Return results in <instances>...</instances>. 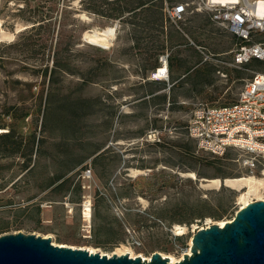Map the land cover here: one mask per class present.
<instances>
[{
	"label": "rangeland",
	"instance_id": "rangeland-1",
	"mask_svg": "<svg viewBox=\"0 0 264 264\" xmlns=\"http://www.w3.org/2000/svg\"><path fill=\"white\" fill-rule=\"evenodd\" d=\"M141 1L0 0V235L179 257L240 208L237 189L208 179H264L238 150L205 151L187 131L197 103L234 102L264 61L231 65L237 38L206 10L171 20L176 0H161L159 34L154 0ZM162 52L168 79L152 75Z\"/></svg>",
	"mask_w": 264,
	"mask_h": 264
},
{
	"label": "built area",
	"instance_id": "built-area-1",
	"mask_svg": "<svg viewBox=\"0 0 264 264\" xmlns=\"http://www.w3.org/2000/svg\"><path fill=\"white\" fill-rule=\"evenodd\" d=\"M165 10L173 21L191 10L208 11L237 38L231 65L242 66L253 59L264 61V0H176ZM152 75L169 78L168 53L159 55V66ZM187 131L199 148L220 155L234 148L245 167L253 174L260 170L264 175V69L254 71L234 102L197 103ZM81 176L90 178L91 168H85ZM135 242L140 243L137 239Z\"/></svg>",
	"mask_w": 264,
	"mask_h": 264
},
{
	"label": "water",
	"instance_id": "water-1",
	"mask_svg": "<svg viewBox=\"0 0 264 264\" xmlns=\"http://www.w3.org/2000/svg\"><path fill=\"white\" fill-rule=\"evenodd\" d=\"M192 253L172 262L160 251L150 259L128 252L109 256L54 243L49 236L8 232L0 235V264H264V198L251 200L221 225L213 222L192 236Z\"/></svg>",
	"mask_w": 264,
	"mask_h": 264
},
{
	"label": "bare ground",
	"instance_id": "bare-ground-1",
	"mask_svg": "<svg viewBox=\"0 0 264 264\" xmlns=\"http://www.w3.org/2000/svg\"><path fill=\"white\" fill-rule=\"evenodd\" d=\"M1 37H6L9 35L8 32L4 31L3 29L1 30ZM11 36V35H10ZM112 38V35L111 37ZM167 79V78H164ZM138 170H135V173H138ZM191 175H194L193 172H191ZM209 186H213V187H220L222 185H227L230 187H233L235 189H237L240 194H239V199L241 202L240 207L246 205L248 202H250L251 200H253V198H264V179L261 180L260 178H256L254 177V175H240V176H234V177H226L224 179H220V178H212V179H208V183ZM81 205L83 206L82 208V214L84 217L85 221H90L91 217H92V200L91 198H87L85 197V200L83 203H81ZM229 220V219H224V220H220L219 223L221 225L225 224V222ZM176 231L177 233H183L184 232V228L181 225H176ZM55 242V241H54ZM57 243V242H55ZM60 245H68L65 243H58ZM190 245H192V238L190 240ZM72 247H75L74 245H70ZM88 251L90 252H97L95 249L88 247L87 248ZM128 252V254L132 257H136V256H142L144 259H150L151 256H144V255H139L137 254L135 251H133V249L131 247H128L127 245H123L121 249H119L118 251H115V254H124ZM105 252H102L101 254H104ZM114 253H106L109 256L113 255ZM184 253H189L191 254V248H188L187 251H185ZM184 253L179 256L176 257L174 255H168L165 254L163 252H161V254L165 257H168L170 261L172 262H176L179 261L183 258Z\"/></svg>",
	"mask_w": 264,
	"mask_h": 264
},
{
	"label": "trees",
	"instance_id": "trees-1",
	"mask_svg": "<svg viewBox=\"0 0 264 264\" xmlns=\"http://www.w3.org/2000/svg\"><path fill=\"white\" fill-rule=\"evenodd\" d=\"M153 2H154L153 4L156 5V13H155L154 19H155V23L157 25L158 32H159V34H161V33H164V31H165L164 30L165 25H166L165 20L167 17L165 16V12L163 10V4L161 3V0H154ZM145 3H147V1L142 0L140 2V5H143ZM164 44H165V41L160 40V42H158V47L159 48L164 47ZM171 87H173V85H171ZM165 96H166V94H165Z\"/></svg>",
	"mask_w": 264,
	"mask_h": 264
}]
</instances>
